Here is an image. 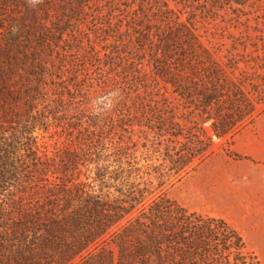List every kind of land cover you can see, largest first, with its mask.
Instances as JSON below:
<instances>
[{"label":"trees","instance_id":"trees-1","mask_svg":"<svg viewBox=\"0 0 264 264\" xmlns=\"http://www.w3.org/2000/svg\"><path fill=\"white\" fill-rule=\"evenodd\" d=\"M102 1L0 0V264H261L225 219L155 195L153 182L140 176L137 144H115L106 153L94 124L78 129L79 146L54 157L41 143L52 118L67 119L54 52L66 27L74 28L76 13L99 26L101 7L111 14L117 9L115 0ZM139 1L147 23L128 31L140 33L139 46L147 45L156 73L203 123L211 122L214 137L234 135L262 112L214 64L198 58L199 42L165 0ZM81 109L80 121H92ZM194 129L187 136L171 132L186 139L165 147L173 176L189 174L212 154L213 136L202 126Z\"/></svg>","mask_w":264,"mask_h":264},{"label":"rangeland","instance_id":"rangeland-1","mask_svg":"<svg viewBox=\"0 0 264 264\" xmlns=\"http://www.w3.org/2000/svg\"><path fill=\"white\" fill-rule=\"evenodd\" d=\"M165 1L173 17L187 25L199 42L198 58L205 59L206 66L214 64L262 112L234 135L214 137L211 122L203 123L199 111L156 73L147 45L144 50L139 46L140 33L128 31L127 26L147 23L140 1L115 0L114 13L101 7L103 24L96 26L92 17L76 13L74 28L66 27L53 58L60 74L55 82L65 91L68 104L67 119L60 123L52 118L41 143L54 157L60 150L79 146L78 131L94 124L96 135L104 138L106 153L115 144H137L133 148L138 150L140 176L153 182L155 195H164L191 212L225 219L264 264V163L255 158L258 145L264 144V0ZM97 5V1L90 3L89 14L96 12ZM150 19L154 26L161 25V31L167 30ZM152 31L160 32L155 27ZM103 80L109 81L106 87ZM81 108L93 116L92 121H80ZM196 125L213 136L212 154L189 174L173 176L163 160L165 147L186 139H175L171 132L175 128L187 136Z\"/></svg>","mask_w":264,"mask_h":264},{"label":"crops","instance_id":"crops-1","mask_svg":"<svg viewBox=\"0 0 264 264\" xmlns=\"http://www.w3.org/2000/svg\"><path fill=\"white\" fill-rule=\"evenodd\" d=\"M261 150H264V144H263V146L258 145V151H259L258 153L259 154L258 155L256 154L257 156H255V158L257 159V157H258V161L261 163H264V155L261 156Z\"/></svg>","mask_w":264,"mask_h":264}]
</instances>
